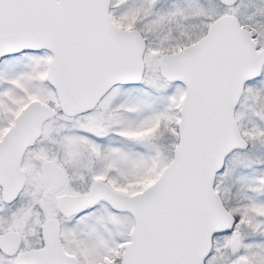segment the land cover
Returning <instances> with one entry per match:
<instances>
[{"label":"snow or ice","instance_id":"1","mask_svg":"<svg viewBox=\"0 0 264 264\" xmlns=\"http://www.w3.org/2000/svg\"><path fill=\"white\" fill-rule=\"evenodd\" d=\"M0 264H264V0H0Z\"/></svg>","mask_w":264,"mask_h":264}]
</instances>
